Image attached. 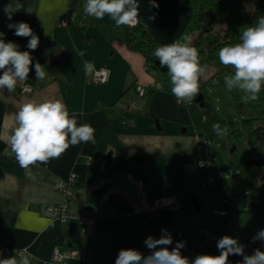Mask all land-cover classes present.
<instances>
[{"label":"crops","instance_id":"obj_1","mask_svg":"<svg viewBox=\"0 0 264 264\" xmlns=\"http://www.w3.org/2000/svg\"><path fill=\"white\" fill-rule=\"evenodd\" d=\"M138 3L139 21L160 46L176 40L189 13L188 0H138ZM84 4L85 0H35L32 4L27 2L23 9L14 12L11 21L5 13L0 15V32L4 33L5 42L10 38L7 25L21 14H33L37 17L42 36L59 44L63 54L67 56V60L60 63L59 70L54 74L50 72L47 63L42 65L47 73L46 78L37 81L35 77L30 83L37 88L31 93L19 92L22 82L17 84L12 94L7 90L0 91V260L14 257L17 264H21L23 259H27L28 264H54L50 263L53 248H64L66 245L72 247L73 244L76 248L72 250L76 254L67 264H99L98 253L101 249L111 248L99 246L101 236L99 242L92 244L93 247L90 246L91 241L79 242L78 218L88 216L97 221V217L91 214L93 210L83 211L82 206L87 204L91 188L111 179L107 175L108 168L104 167L103 159L108 152L112 153L111 169H115L114 162L118 163L120 169H124L119 174L128 173L138 181L133 170H148L149 189L141 190L143 198L173 196L177 200L180 193H189L190 197L195 195L200 183V177L191 164L193 146L200 136L211 138L206 124L199 125L197 122L196 117L201 111L193 104L195 102L177 103L171 94L167 76L149 67L139 52L126 46L125 28L116 27L108 16L102 20L84 17ZM64 14L67 16L64 20L66 24L63 25L60 18ZM89 27L101 28L106 34L103 37H108L104 38V49L98 55L92 48L94 34L89 31ZM81 31L89 35L83 37ZM81 51L85 53L83 56L79 55ZM84 61L94 63L95 69H105L107 81L102 84L91 82L90 76L84 73ZM202 64L208 65V78L201 79L200 85L215 79L218 72L217 65L210 62ZM154 84H158L159 88H152ZM137 86L146 88L143 96L138 94ZM32 99L41 102L60 99L67 105L70 114L82 112L83 115L78 116L77 122L90 124L95 129V143L69 146L58 158L37 163L30 169L22 168L11 150L10 136L20 105ZM215 118L216 123H221V119ZM261 142L264 148V136ZM213 151L216 153L215 147ZM71 172L82 174L86 185L74 191L69 205L72 217L61 225L41 215L39 208L41 205L63 201L57 186ZM117 199L116 209L109 208L113 204L105 199L98 212L108 210L112 215L119 214L120 201L127 202L128 198L124 194L116 195L115 205ZM198 201L201 211L202 201ZM178 203L180 212L191 214L193 219L177 218L170 209L132 214L136 222L141 219V227L144 228L137 234L142 231L145 233L144 237L137 238L135 234L134 238L144 243L149 236L156 238L158 228L161 227L167 229L177 242H185L181 254L190 261L201 254L219 255L217 241L205 243L199 236V226L209 227L211 216L205 219L203 211L195 216V209L191 211L184 198ZM249 204L248 210L251 208ZM222 208L228 211L227 214H214L215 217L227 216L235 223V214L230 212L229 206L224 204L218 209ZM162 211L167 215L163 216ZM145 218L147 223L143 224ZM256 220L257 217L250 220L238 233L228 232L226 235L235 239L244 237ZM98 226L99 222L96 226L97 233ZM211 230L217 233L219 239L226 236L217 229ZM2 248L10 249V256L5 257ZM23 248L30 255L16 254V250ZM132 249L138 250L137 247Z\"/></svg>","mask_w":264,"mask_h":264},{"label":"clouds","instance_id":"obj_2","mask_svg":"<svg viewBox=\"0 0 264 264\" xmlns=\"http://www.w3.org/2000/svg\"><path fill=\"white\" fill-rule=\"evenodd\" d=\"M155 6V5H153ZM138 0H85L83 12L97 20L108 16L116 27H134L139 16ZM24 5L20 2L4 6L8 20L12 14L20 11ZM7 27L14 29L18 37L30 38L26 45L29 50H36L39 37L34 34L28 23L20 21L9 23ZM4 33L0 32V91L7 90L12 94L18 83L28 79L33 65L30 51H20L14 42H5ZM85 53L81 51L80 56ZM154 56L160 66L167 68L170 77L171 94L177 103L191 104L200 92L201 79L208 78V65L202 64L200 54L192 46L191 37L183 35L179 40L158 46ZM220 63L233 71L224 76L228 90L243 93L245 101H254L264 89V16L257 18L252 26L247 27L240 35V42L226 45L218 50ZM36 80L46 78L43 66L36 62L34 65ZM83 70L86 76L96 73L91 61H84ZM83 113H69L67 105L60 99L37 101L29 100L20 105L15 114V127L10 136L11 150L22 168L30 169L37 163H46L60 157L69 146L81 143H95V129L87 123L78 124V116ZM214 133L223 136L227 128L217 123L212 124ZM49 212L52 209H48ZM264 242V229H261L253 241ZM173 238L167 229H162L157 239L149 236L144 241L145 246L152 250L147 256L135 249H121L115 264H229L230 255H239L243 260L238 264H264V251L255 249L247 255L244 246L237 239L223 236L217 241V256L201 254L191 261L181 254L185 242L178 241L171 250ZM0 264H17L14 257L0 260ZM21 264H28L23 259Z\"/></svg>","mask_w":264,"mask_h":264},{"label":"rangeland","instance_id":"obj_3","mask_svg":"<svg viewBox=\"0 0 264 264\" xmlns=\"http://www.w3.org/2000/svg\"><path fill=\"white\" fill-rule=\"evenodd\" d=\"M17 2L25 5L27 2L32 4L35 0H0V15L4 13L3 9L5 5L11 3L14 7ZM208 26H211L213 33H219L221 35L225 30L223 24L220 25L216 22L212 24L208 23ZM97 28H99V26H97ZM2 29L3 27H1V30ZM88 29L94 34V46L92 48L94 49V53L98 55L100 50L104 49V38L107 39L108 37H103V35L106 36V34L104 31L100 30L101 28L90 29L89 27ZM80 33L83 37L89 35L88 33L85 34L84 31ZM197 34L198 32L194 31V33L190 35L191 40L196 38ZM225 75L226 73L223 72L217 74L215 79L201 83V85H203L205 100L209 104L208 107H199L192 102L201 111L196 117L198 124H206L209 133L208 136L213 138L214 147L219 158L218 165L220 167L222 166V170L217 172L219 176L216 179V183L212 186H208L204 190L203 195L197 198L202 201L203 206L201 211L197 212L193 210L189 193H180L177 196L178 201L184 198L188 202L189 209L191 211L193 210L195 216L202 211L210 213L213 208L218 209L224 204L228 205L230 212L235 214V223L233 219H229L227 216L224 218H217L213 213H210L209 228L217 229L224 235L228 232L231 234L238 233L250 220H255L256 218L253 211L248 210V204L256 201V195L244 183L241 176L238 175L243 169L245 152L254 147L256 143L261 142L264 136V90H261L256 100L245 101L242 98L243 93H236L235 90H228L224 82ZM215 117L221 119V123H218L222 128H227V132L223 136L217 135L212 129V124L216 123L215 120H217ZM251 118H255L256 120L253 121L252 125H248L246 120ZM258 126L262 127L261 134H255L253 131V129ZM115 163L116 162H114V164ZM253 174L258 187L264 191V170H254ZM86 206L87 204L82 206L83 211ZM117 206L118 199L116 205L113 204L109 208L116 209ZM98 209H100V207L93 209L91 214L97 217L96 219L99 222L98 235L99 237L101 236V243H99V246L106 245V248L109 247L113 249V253L109 254V257H117L121 249H132L134 247H137L138 251L144 256L151 253V250L148 249L143 242L134 238V235L137 234L138 231L144 229L141 227V219L138 218L139 221L136 222L132 214L112 215L108 210L99 213ZM161 213L163 216L167 215L166 212L162 211ZM130 219L131 221H129ZM79 235V242L87 243L91 241L90 246L93 247L92 244L95 242L94 237L83 236L80 233ZM98 258H100L99 254Z\"/></svg>","mask_w":264,"mask_h":264},{"label":"trees","instance_id":"obj_4","mask_svg":"<svg viewBox=\"0 0 264 264\" xmlns=\"http://www.w3.org/2000/svg\"><path fill=\"white\" fill-rule=\"evenodd\" d=\"M188 7L189 13L186 22L180 29L176 40H179L183 35L190 36L194 33V31L198 32L196 38L192 40V46L197 48L200 54L201 63H213L218 67L217 74L223 72L229 74L233 70L224 67L220 63L218 50L223 46L239 43L240 35L243 30L252 26L258 17L264 16V0H188ZM66 16V14L61 16V23L66 24V22H64V20H66ZM20 21L28 23L34 34L39 37L38 48L32 51L26 47L30 38L16 36L14 34V29H11L9 32L10 38L8 41L17 44L20 51H30L33 57V65L30 66L31 70L29 72L28 79L25 82L30 83L34 81L36 77L34 65L36 62H39L41 65L47 63L49 65L50 72L52 74L56 73L59 70L60 63L67 60V56L65 53L63 54L61 46L55 41L46 39L42 36L37 17L35 15L21 14L15 17L12 23ZM213 22L219 23L220 25L223 24L225 26V30L222 35L212 32L211 26H208V23L212 24ZM124 28V41L126 46L139 52L144 57L145 62L149 65V67L157 71L159 74L167 76L166 67V71L161 73L154 65V62L158 61L154 56V50L160 45L149 35L143 24L139 21L134 27L124 26ZM236 93L241 92L236 91ZM199 94H203L204 106H208V102L205 100V94L203 92V85H200ZM254 120L256 119L251 118L246 120V122L248 125H252ZM253 131L255 134H261L262 127L258 126L253 129ZM243 163V169L238 176H241L244 183L256 195V204L260 210V216H264V191L258 187L253 174L254 170L264 168V148L262 142L256 143L254 147L245 152ZM217 170H222V166L220 167L218 165ZM106 172L108 176L112 175L114 173V169L108 168ZM85 185L86 183L83 175L77 174V180L73 185V191L79 190L85 187ZM126 205V202L121 200L120 211H124L127 208ZM249 209L254 211L252 208ZM256 217L257 222L259 217ZM136 236H138L137 238H141L145 236V233L142 231ZM155 236L158 238L157 235ZM72 248H76V245L72 244V247L66 245L62 249ZM111 253H113V249H111L108 254H102L99 252V264H115L117 257H109V254Z\"/></svg>","mask_w":264,"mask_h":264},{"label":"built area","instance_id":"obj_5","mask_svg":"<svg viewBox=\"0 0 264 264\" xmlns=\"http://www.w3.org/2000/svg\"><path fill=\"white\" fill-rule=\"evenodd\" d=\"M85 5V4H84ZM84 8V7H83ZM82 14L84 17L90 19L94 18L92 16L85 15L82 9ZM139 22V18L137 20L136 25ZM63 25L65 23H62ZM167 78L170 80V77L167 74ZM90 81L95 84H102L107 81V71L105 69H96V73L90 76ZM152 88L158 89L159 85L154 84L151 86ZM37 86L28 82H22L19 86V92L31 93L36 90ZM136 90L140 96H143L146 88L143 86H137ZM214 143L213 140L206 136H200L196 139L193 146V157L191 164L195 169L196 173L200 177L199 186L195 190V195L198 198L203 195L204 190L208 186H212L216 183V179L218 175V156L213 151ZM77 180V174L75 172H71L68 178L64 181H61L57 190L62 194L63 201L58 204L52 205H41L39 208V212L41 215L47 217L51 221H55L60 223L61 225L66 224L68 220L72 217V214L69 210V205L71 199L73 197V185ZM127 208L124 211H120L119 215H128V214H148L156 212L160 209H170L175 212L176 217H183L187 219H193L191 214H182L180 212L179 203L173 196L167 197H159L154 199H146L141 196V204L135 206L130 200L126 202ZM48 209H52L51 212ZM227 210L222 209H212L210 213L218 214V215H226ZM209 212L204 211L203 217L208 219ZM147 223V219H143V224ZM78 226L79 232L83 236H92L94 237V241L99 242V235L97 233V228L95 226V220L88 216H83L78 218ZM264 229V216H260L256 224H254L246 236L238 239V242L244 246V252L247 255L253 254L254 250L259 248L261 251H264V242L259 240L253 241V237L261 230ZM199 236L203 239L205 243L211 241H218V235L215 231L209 229L207 225L199 226ZM173 238L172 245H168L167 247L171 250L175 247L177 240ZM3 255L5 257L10 256L11 252L8 248H2ZM16 254L18 256H23L25 254L30 255L27 249L23 248L21 250H16ZM76 251L72 249H62L58 246H55L51 252L50 263L54 264H67L68 260L75 256ZM243 257L239 255H230L228 258L229 264H238V262L242 261Z\"/></svg>","mask_w":264,"mask_h":264},{"label":"water","instance_id":"obj_6","mask_svg":"<svg viewBox=\"0 0 264 264\" xmlns=\"http://www.w3.org/2000/svg\"><path fill=\"white\" fill-rule=\"evenodd\" d=\"M155 67L161 73L166 71L165 67H161L159 61L154 62ZM194 102L199 104V106L203 107V94H199ZM112 153L108 152L103 156L105 161L104 167L111 168ZM124 169H120L118 167V163L115 164L114 173L110 175L111 179L103 181L100 185L93 187L89 190V196L87 200V206L85 210L92 211L93 209H97L100 207L101 203L107 199L109 204H114L116 200V195L124 194L128 200H130L135 206L141 204V195L142 191H147L149 189V181H148V170L142 168H136L133 170V175L137 177L135 179L131 178L130 174L119 172ZM114 179V180H113ZM190 201L193 205V208L199 212L200 211V203L196 197V195L192 194L190 196ZM249 206L254 210L256 216H260V210L255 202H251ZM98 225V222H95V226ZM162 228H158V237L161 236ZM110 252L109 249H101L100 253L108 254Z\"/></svg>","mask_w":264,"mask_h":264}]
</instances>
